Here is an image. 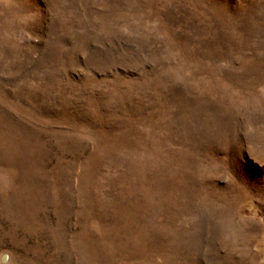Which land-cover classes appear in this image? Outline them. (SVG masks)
Segmentation results:
<instances>
[{
  "label": "rangeland",
  "instance_id": "374dc122",
  "mask_svg": "<svg viewBox=\"0 0 264 264\" xmlns=\"http://www.w3.org/2000/svg\"><path fill=\"white\" fill-rule=\"evenodd\" d=\"M0 264H264V0H0Z\"/></svg>",
  "mask_w": 264,
  "mask_h": 264
},
{
  "label": "bare ground",
  "instance_id": "6f19581e",
  "mask_svg": "<svg viewBox=\"0 0 264 264\" xmlns=\"http://www.w3.org/2000/svg\"><path fill=\"white\" fill-rule=\"evenodd\" d=\"M6 140V139H5ZM7 161V160H6ZM41 181V180H40ZM44 185V184H43ZM52 187V186H51ZM20 194V193H19ZM13 203V202H12ZM8 204V203H7ZM6 206V205H5ZM9 207V206H8ZM64 210V209H63ZM17 218V217H16ZM26 220V219H25ZM28 220V219H27Z\"/></svg>",
  "mask_w": 264,
  "mask_h": 264
},
{
  "label": "water",
  "instance_id": "95a60500",
  "mask_svg": "<svg viewBox=\"0 0 264 264\" xmlns=\"http://www.w3.org/2000/svg\"><path fill=\"white\" fill-rule=\"evenodd\" d=\"M4 258H5V255L3 256L2 260H4Z\"/></svg>",
  "mask_w": 264,
  "mask_h": 264
}]
</instances>
